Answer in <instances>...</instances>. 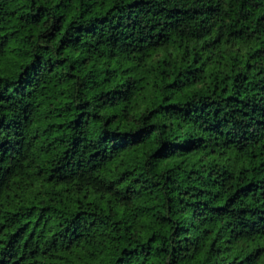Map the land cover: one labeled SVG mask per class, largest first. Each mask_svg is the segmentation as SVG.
Returning a JSON list of instances; mask_svg holds the SVG:
<instances>
[{
  "label": "trees",
  "instance_id": "16d2710c",
  "mask_svg": "<svg viewBox=\"0 0 264 264\" xmlns=\"http://www.w3.org/2000/svg\"><path fill=\"white\" fill-rule=\"evenodd\" d=\"M0 264H264V0H0Z\"/></svg>",
  "mask_w": 264,
  "mask_h": 264
}]
</instances>
